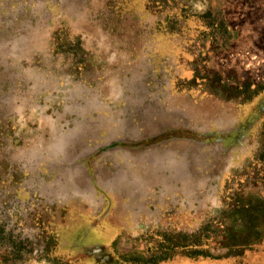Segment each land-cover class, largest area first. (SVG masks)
<instances>
[{
	"label": "rangeland",
	"instance_id": "obj_1",
	"mask_svg": "<svg viewBox=\"0 0 264 264\" xmlns=\"http://www.w3.org/2000/svg\"><path fill=\"white\" fill-rule=\"evenodd\" d=\"M244 82L264 0H0V264H145L165 237L224 258L160 264H264Z\"/></svg>",
	"mask_w": 264,
	"mask_h": 264
},
{
	"label": "trees",
	"instance_id": "obj_2",
	"mask_svg": "<svg viewBox=\"0 0 264 264\" xmlns=\"http://www.w3.org/2000/svg\"><path fill=\"white\" fill-rule=\"evenodd\" d=\"M232 90L235 91L234 92L235 96H237V93L240 96L242 94V90L245 91L248 94L247 101H251L253 98H255L261 92L264 91V85L255 86L251 82H244V84L236 86L235 89L232 88ZM3 233H5V231L3 230L2 227H0V242H2L1 240H4ZM239 234H240V231L238 234H235V235H239ZM245 242H246L245 244H241L242 245L241 248L243 249H242V252L237 255V257L245 256L247 255L248 252H252L257 248L255 247V245L252 244V242H249V241H245ZM198 243L199 241L195 240L194 242H192V244H189V246L187 245L181 246L180 244H175L174 240L170 241L167 237H165L164 243L160 246L159 250L157 251L159 253L156 252L157 254H153V256L150 257V260L144 263L145 264H160L161 262L172 260L174 257L172 253L176 252L179 249L185 250L187 248L189 249V251L186 256L193 260L198 259V258H207L210 260L219 261L224 258V257L213 256L212 254H210L208 250L205 251L203 249H200L199 247L200 245ZM17 253H18V256L21 257L22 252L20 248L17 249Z\"/></svg>",
	"mask_w": 264,
	"mask_h": 264
}]
</instances>
